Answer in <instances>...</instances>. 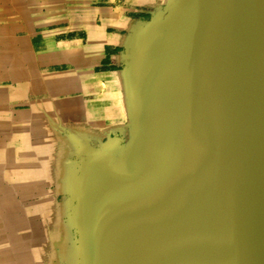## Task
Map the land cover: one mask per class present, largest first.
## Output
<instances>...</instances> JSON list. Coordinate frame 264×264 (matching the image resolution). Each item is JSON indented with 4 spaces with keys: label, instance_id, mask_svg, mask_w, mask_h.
I'll list each match as a JSON object with an SVG mask.
<instances>
[{
    "label": "water",
    "instance_id": "obj_1",
    "mask_svg": "<svg viewBox=\"0 0 264 264\" xmlns=\"http://www.w3.org/2000/svg\"><path fill=\"white\" fill-rule=\"evenodd\" d=\"M146 10L119 52L125 125L72 136L39 214L68 227L58 263L264 264V0Z\"/></svg>",
    "mask_w": 264,
    "mask_h": 264
},
{
    "label": "crops",
    "instance_id": "obj_2",
    "mask_svg": "<svg viewBox=\"0 0 264 264\" xmlns=\"http://www.w3.org/2000/svg\"><path fill=\"white\" fill-rule=\"evenodd\" d=\"M157 1L29 0L27 27L9 37L11 64L0 69V200L21 201L29 222L62 196L72 136L102 140L125 125L119 52Z\"/></svg>",
    "mask_w": 264,
    "mask_h": 264
},
{
    "label": "rangeland",
    "instance_id": "obj_3",
    "mask_svg": "<svg viewBox=\"0 0 264 264\" xmlns=\"http://www.w3.org/2000/svg\"><path fill=\"white\" fill-rule=\"evenodd\" d=\"M28 4L29 0H0V69H3L4 65L8 68L11 64L12 55L10 54V49H8L11 46V44L9 45V37L20 33L27 27ZM144 16H147V14H144ZM19 204L20 202L18 201L16 205ZM20 206H22V203ZM46 207H44L46 210L50 209L49 205ZM52 207H54L53 204ZM22 209L23 207L13 208V211L12 209L7 210V212L12 211L18 213L17 218L19 215H21V217L24 215L22 217L23 220L21 219L23 221L21 225L19 223L15 225L5 224L1 221L2 216H0V243L7 244L0 245V258L5 260L4 264H59L58 259H69L68 249L66 247L70 245L67 225L54 219L55 216H53V223L48 220L44 222L43 217L39 214L37 219L40 221L37 223V226L30 224L31 222H28L29 220L26 218L27 215L22 213ZM54 212H56V210H54L53 213ZM58 215H60V213H58ZM44 223L46 225H43ZM50 227H52V231L49 230ZM57 238L58 240H56ZM27 239L29 241H27ZM32 240H34V242ZM52 240H54L53 243Z\"/></svg>",
    "mask_w": 264,
    "mask_h": 264
},
{
    "label": "bare ground",
    "instance_id": "obj_4",
    "mask_svg": "<svg viewBox=\"0 0 264 264\" xmlns=\"http://www.w3.org/2000/svg\"><path fill=\"white\" fill-rule=\"evenodd\" d=\"M35 4V3H34ZM7 8V7H6ZM6 10V9H5ZM114 12V11H113ZM1 27V26H0ZM4 46V45H3ZM6 46V45H5ZM5 48V47H4ZM7 49V48H6ZM1 67H2V65H1ZM56 162V161H55ZM35 181V180H34ZM36 182V181H35ZM13 183H15V182H13ZM12 183V184H13ZM17 183V182H16ZM16 183H15V185H16ZM43 183V182H42ZM11 184V185H12ZM20 185V183H17V185ZM37 184V183H36ZM38 184H39V182H38ZM2 185V184H1ZM10 185V184H9ZM16 185V186H17ZM7 186V185H6ZM14 186V185H13ZM15 186V187H16ZM17 187H19V186H17ZM38 187V186H37ZM39 187H40V185H39ZM38 187V188H39ZM3 188V187H2ZM37 188V189H38ZM44 188V187H43ZM57 188V187H56ZM14 189V188H13ZM2 190V189H1ZM16 190V189H15ZM15 190L13 191V192H15ZM18 191V190H17ZM7 192H8V190H7ZM13 192H11L12 194H10V195H13ZM43 192V191H42ZM50 192V191H49ZM55 192V191H54ZM14 194H16V193H14ZM42 194V193H41ZM1 195H3V194H1ZM19 195V194H18ZM20 196V195H19ZM53 196V195H52ZM2 197V196H1ZM16 198V197H15ZM18 199V198H17ZM23 201V200H22ZM32 201V200H31ZM21 202V201H20ZM18 203V202H17ZM71 203L68 201L67 203H65L64 205H63V207L62 208H64V210H62V209H60V211L62 210L64 213H65V211H67V209H69V205H70ZM18 206V207H17ZM19 207H21L20 206V204L19 205H16V203L15 204H13L9 199H3L2 201L0 200V213H1V215L2 216H4V217H6L5 219H6V221H4V220H1V221H3L5 224L7 223V224H9V225H15L16 223H19L20 225L23 223V219H22V217L24 216H22L21 217V215H19L18 216V218H17V214L18 213H11V214H7V213H10V212H7V210H9V209H12V211H13V208H19ZM27 211V210H26ZM58 212V213H60L61 214V212ZM69 211V210H68ZM7 212V213H6ZM5 213V214H4ZM55 215V214H54ZM32 217V216H31ZM36 217V216H35ZM3 218V217H2ZM26 218H27V216H26ZM22 219V220H21ZM55 219V218H54ZM30 220H33V219H30ZM46 220H48L49 222H51V223H53V217H51V216H48V218H46L45 220H44V222H47ZM39 221L40 220H38L37 218H36V220L34 221V222H32L31 221V223L30 224H33V225H36L37 226V223H39ZM29 222V221H28ZM48 222V223H49ZM55 224V223H54ZM53 224V225H54ZM57 224V223H56ZM43 225H46L45 223L43 224ZM58 225V224H57ZM17 226V225H16ZM19 226V225H18ZM36 226H34L35 228H37ZM31 227V226H30ZM46 227H48V226H46ZM58 227H59V225H58ZM39 228V227H38ZM53 228H54V226H53ZM32 229H33V226H32ZM49 230H51L52 231V227H50V229ZM38 231H39V229H38ZM34 232V231H33ZM22 233V232H21ZM29 233V232H28ZM31 235H32V233H31ZM30 235V236H31ZM34 235V234H33ZM21 236V235H20ZM27 236V235H26ZM48 236V235H47ZM59 236V235H58ZM25 238V237H24ZM27 238V237H26ZM30 238V237H29ZM33 238H35V237H33ZM37 238V237H36ZM51 238H52V236H51ZM51 238H50V240H51ZM49 240V241H50ZM56 240H58V238L56 239ZM27 241H29L28 239H27ZM30 241H31V239H30ZM33 242H34V240H32ZM38 241V240H37ZM53 241L54 240H52V243H53ZM35 243H37V242H35ZM34 243V244H35ZM22 244V243H21ZM60 244V243H59ZM57 245V244H56ZM21 248V247H20ZM20 248H18V249H20ZM26 248V247H25ZM64 249V248H63ZM20 251V250H19ZM29 253V252H28ZM7 255V254H6Z\"/></svg>",
    "mask_w": 264,
    "mask_h": 264
}]
</instances>
